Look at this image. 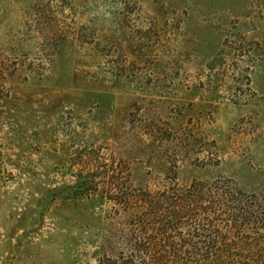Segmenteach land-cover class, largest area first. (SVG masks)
I'll use <instances>...</instances> for the list:
<instances>
[{
	"label": "rangeland",
	"instance_id": "1",
	"mask_svg": "<svg viewBox=\"0 0 264 264\" xmlns=\"http://www.w3.org/2000/svg\"><path fill=\"white\" fill-rule=\"evenodd\" d=\"M0 264H264V0H0Z\"/></svg>",
	"mask_w": 264,
	"mask_h": 264
}]
</instances>
